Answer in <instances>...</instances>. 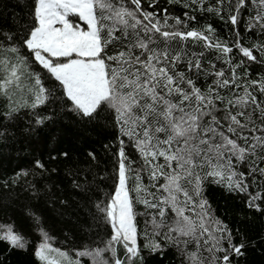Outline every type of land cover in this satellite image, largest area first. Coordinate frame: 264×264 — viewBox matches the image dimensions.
Segmentation results:
<instances>
[{"label": "snow or ice", "instance_id": "snow-or-ice-1", "mask_svg": "<svg viewBox=\"0 0 264 264\" xmlns=\"http://www.w3.org/2000/svg\"><path fill=\"white\" fill-rule=\"evenodd\" d=\"M190 4L230 24L237 37L233 44L213 39L212 25L173 28L167 19L145 11L142 0H33V26L20 44L58 83L73 113L91 120L109 112L120 133L114 192L104 207L98 205L111 229L103 247L78 250L73 257L53 247L44 234L35 251L42 264H83L82 258L90 264H134L141 258L138 216L151 229V235L144 233L150 241L145 247L160 251L155 237H161L180 248L184 264H230L231 254H242L244 245L231 242L202 192L206 180L248 192L249 176L264 178V77L252 79L247 70L248 63H264V44L246 47L239 39L241 25L264 34V0ZM183 23L175 18L176 25ZM186 41L200 44L199 54L186 51ZM234 49L241 57L235 63ZM10 50L18 53L15 46ZM209 50L225 67L211 61L205 67ZM181 65L184 71L177 70ZM5 66L9 71L0 89L6 91L19 81V65L0 61ZM241 67L244 71L238 72ZM205 78L210 80L206 87L198 86ZM35 86L33 108L44 105L49 95L39 75ZM126 141L139 159L135 171ZM241 164L248 167L242 171ZM36 166L43 168L39 161ZM257 200H264V193L250 194L249 207L259 209ZM0 240L25 247L11 226ZM118 247L124 258L117 255Z\"/></svg>", "mask_w": 264, "mask_h": 264}, {"label": "trees", "instance_id": "trees-1", "mask_svg": "<svg viewBox=\"0 0 264 264\" xmlns=\"http://www.w3.org/2000/svg\"><path fill=\"white\" fill-rule=\"evenodd\" d=\"M32 3L33 0H0V61L19 65V81L6 91L0 89V228L6 231L11 226L25 244L17 248L0 240V264H42L35 251L44 234L53 247L74 257L78 250L103 247L111 231L100 207L114 192L120 147L118 126L109 112L91 120L73 113L60 96L58 83L22 47L20 38L33 26ZM215 4L216 0H205V6ZM142 6L145 11L157 13L158 18L167 19L173 28L204 30L212 25L213 39L230 46L237 39L230 24L214 12L198 10L190 0H142ZM227 8L226 3L224 10ZM193 16L195 20L190 19ZM176 17L184 23L176 25ZM9 36L11 40L6 39ZM239 39L246 47L264 44V34L258 29L248 32L243 25ZM183 44L188 52L199 54L202 50L192 41ZM13 46L18 53L11 52ZM254 54L259 60V52ZM232 55L234 63L241 59L235 49ZM209 61L218 68L225 67L210 50L205 52L206 68ZM177 70L185 69L181 65ZM247 70L252 79L264 77V63H248ZM8 71V67H0V79L6 78ZM243 71V67L238 69ZM37 75L49 95L44 105L33 108ZM206 80L198 81V86L206 87ZM38 119L42 123H37ZM125 152L133 161V171L137 170L138 156L127 141ZM37 161L43 168L36 166ZM247 167L238 165L242 171ZM247 180L248 192L229 191L209 180L203 185L202 197L211 215L226 226L233 244L244 245L241 255L231 254L230 264H264V200L255 201L259 209L248 203L250 194L264 193V178L257 176L253 181L249 176ZM137 211L142 212L143 206L137 205ZM144 221V216L137 217L141 258L134 264H184L180 248L161 237H155L161 244L160 251L145 247L150 241L144 233L151 235V229ZM117 255L124 258L122 247L117 248ZM82 259L83 264H90L88 258Z\"/></svg>", "mask_w": 264, "mask_h": 264}, {"label": "rangeland", "instance_id": "rangeland-1", "mask_svg": "<svg viewBox=\"0 0 264 264\" xmlns=\"http://www.w3.org/2000/svg\"><path fill=\"white\" fill-rule=\"evenodd\" d=\"M4 231V228H0V234H2Z\"/></svg>", "mask_w": 264, "mask_h": 264}]
</instances>
